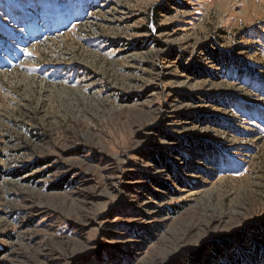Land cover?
Here are the masks:
<instances>
[{"label":"rangeland","instance_id":"obj_1","mask_svg":"<svg viewBox=\"0 0 264 264\" xmlns=\"http://www.w3.org/2000/svg\"><path fill=\"white\" fill-rule=\"evenodd\" d=\"M239 253L264 264V0H0V264Z\"/></svg>","mask_w":264,"mask_h":264},{"label":"trees","instance_id":"obj_2","mask_svg":"<svg viewBox=\"0 0 264 264\" xmlns=\"http://www.w3.org/2000/svg\"><path fill=\"white\" fill-rule=\"evenodd\" d=\"M232 51L234 52L235 50L232 49ZM222 54H224V55L222 56ZM207 57H209V60L212 61V63L218 68H220L222 66V64H224V62L229 59L226 53H222V50L216 51V50H212V49L209 50ZM212 147L213 146H210L211 150H212ZM253 250L255 252L258 251L256 248H253ZM235 254H236V252H235ZM239 255H240V253L237 255V258H235V261H236V263L241 264L242 260H241V257Z\"/></svg>","mask_w":264,"mask_h":264}]
</instances>
